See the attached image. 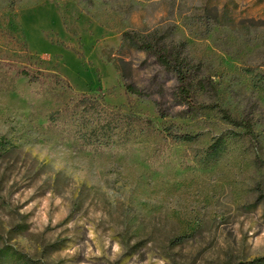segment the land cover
Instances as JSON below:
<instances>
[{
	"label": "rangeland",
	"instance_id": "1",
	"mask_svg": "<svg viewBox=\"0 0 264 264\" xmlns=\"http://www.w3.org/2000/svg\"><path fill=\"white\" fill-rule=\"evenodd\" d=\"M85 94L126 141L80 140ZM0 264H264V0H0Z\"/></svg>",
	"mask_w": 264,
	"mask_h": 264
},
{
	"label": "trees",
	"instance_id": "2",
	"mask_svg": "<svg viewBox=\"0 0 264 264\" xmlns=\"http://www.w3.org/2000/svg\"><path fill=\"white\" fill-rule=\"evenodd\" d=\"M133 42L138 49L154 54L161 65L171 70L173 75H175L178 91L176 93V106H191L190 101L195 95L205 94V91L200 89L202 88L201 82L195 81L196 79L194 76L189 74L190 69L188 68L187 61L180 56L179 51L166 48L165 44H161L160 46L154 40H148L147 38L144 39L135 37L133 38ZM120 63L123 65L128 62L120 61ZM120 63L116 64V68L120 70V76L126 80ZM24 74L28 75L27 72H24ZM124 87L125 91L131 95L133 94L140 98L145 97L144 92H142V90L133 83H125ZM78 107H81L82 109V112H77V115H79L78 122H80V125L85 128V131H83L79 138L80 140H83L85 145L97 147L108 146L115 144V142L118 141L117 139L124 142L127 140L128 135L132 132L129 128L124 129L120 123L115 125L113 124L114 126L111 125L112 119L109 117L114 114L112 112L109 113L107 110L103 95H100V97H90L86 94L82 95L74 106V108ZM193 109L194 108L191 110ZM95 113L97 118H91ZM129 115L133 117L136 123H139L144 128L148 129L153 125L150 119L143 120L133 111L130 112ZM159 116L160 118H164L165 115L159 114ZM52 118L53 117L51 116L50 120L54 121V118ZM223 118L236 127H244L248 134H252L250 122L234 119L230 117L227 112L223 113ZM114 129L117 131H113ZM173 138L177 141H179V138L185 141H190L192 139V137L187 134L180 136L179 138L178 135H176L173 136Z\"/></svg>",
	"mask_w": 264,
	"mask_h": 264
}]
</instances>
